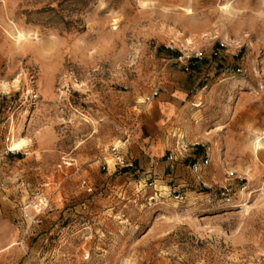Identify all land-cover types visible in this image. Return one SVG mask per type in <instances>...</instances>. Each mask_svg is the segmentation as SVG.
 <instances>
[{
  "label": "rangeland",
  "instance_id": "rangeland-1",
  "mask_svg": "<svg viewBox=\"0 0 264 264\" xmlns=\"http://www.w3.org/2000/svg\"><path fill=\"white\" fill-rule=\"evenodd\" d=\"M37 193L50 207L28 232ZM263 252L264 0H0V264Z\"/></svg>",
  "mask_w": 264,
  "mask_h": 264
},
{
  "label": "built area",
  "instance_id": "built-area-1",
  "mask_svg": "<svg viewBox=\"0 0 264 264\" xmlns=\"http://www.w3.org/2000/svg\"><path fill=\"white\" fill-rule=\"evenodd\" d=\"M195 59L202 58L200 52H196L194 54ZM183 60V57L181 58ZM159 90L155 89L152 93L146 97L145 102L148 104H152L153 101L159 97ZM110 156L112 161L114 162V166L116 169L120 170H128L132 171L136 168L135 162L133 159L129 158L123 152V145H114L110 149ZM176 158L173 154H170L168 157V161L172 162L175 161ZM209 160H206L204 164H208ZM76 166L74 162L70 159L64 158L62 164L59 166L60 169H68L70 167ZM195 170L198 169L197 164L193 166ZM106 169V167H103ZM76 171H79L77 168ZM83 185H86V182H83ZM91 191V189H89ZM50 207V198L46 194L37 193L33 195V197L26 202V204L22 208V212L24 213L25 218L27 219V231H34L40 226L44 221V216L48 212ZM262 258L264 260V252L262 254Z\"/></svg>",
  "mask_w": 264,
  "mask_h": 264
},
{
  "label": "crops",
  "instance_id": "crops-1",
  "mask_svg": "<svg viewBox=\"0 0 264 264\" xmlns=\"http://www.w3.org/2000/svg\"><path fill=\"white\" fill-rule=\"evenodd\" d=\"M176 98L180 102V100L183 97L180 95H177ZM176 101L177 100L174 99V100H172V102L170 104H168L167 106H163L162 109H159L160 117H162L165 122L174 119V117H176V116H178V117L180 116V111H179V107H178L179 104ZM155 154H158V153H155ZM138 164L141 167H143V163H142L141 159L138 160ZM13 245L16 246V244H13Z\"/></svg>",
  "mask_w": 264,
  "mask_h": 264
},
{
  "label": "bare ground",
  "instance_id": "bare-ground-1",
  "mask_svg": "<svg viewBox=\"0 0 264 264\" xmlns=\"http://www.w3.org/2000/svg\"><path fill=\"white\" fill-rule=\"evenodd\" d=\"M19 37H20V39H26L22 34H19Z\"/></svg>",
  "mask_w": 264,
  "mask_h": 264
}]
</instances>
